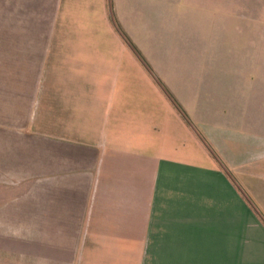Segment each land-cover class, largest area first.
I'll list each match as a JSON object with an SVG mask.
<instances>
[{"label":"crops","instance_id":"crops-1","mask_svg":"<svg viewBox=\"0 0 264 264\" xmlns=\"http://www.w3.org/2000/svg\"><path fill=\"white\" fill-rule=\"evenodd\" d=\"M210 1L0 0V264H264V18Z\"/></svg>","mask_w":264,"mask_h":264},{"label":"rangeland","instance_id":"rangeland-1","mask_svg":"<svg viewBox=\"0 0 264 264\" xmlns=\"http://www.w3.org/2000/svg\"><path fill=\"white\" fill-rule=\"evenodd\" d=\"M203 1H205V0H203ZM211 1H218V2L224 1V2H228V3H233L235 6H237V4H241V2H244V4L247 3L249 6V8L246 11L248 12V16L250 17L251 20H253V18H258V17L264 18V0H211ZM205 10L206 9L203 8V12H205ZM209 11H212L211 13H214V11H216V10L214 8H212ZM212 18H214V15H212ZM203 20H204V16H203ZM251 27H253V26L251 25ZM254 27H256V26H254ZM250 32L254 33L253 29L250 30ZM228 174L231 175V172L228 171ZM233 183H234L235 189L238 191V193L243 198V200L245 202H247V204L250 206V208L257 215L263 216V213L259 210V208L257 207V204L255 203L256 201H254L252 199V197L249 195L247 188L240 185L239 183H237L235 181V179H234Z\"/></svg>","mask_w":264,"mask_h":264},{"label":"trees","instance_id":"trees-1","mask_svg":"<svg viewBox=\"0 0 264 264\" xmlns=\"http://www.w3.org/2000/svg\"><path fill=\"white\" fill-rule=\"evenodd\" d=\"M126 35V34H125ZM127 40L130 42L131 46L141 55L140 50L137 48V46L129 39V37L126 35ZM142 56V55H141ZM143 58V56H142ZM143 60L145 61V64L147 65V67H151L149 62H147V60H145L143 58ZM165 90H167V92H169V95L171 96V98L173 99V101L175 102V104L177 105V107L182 111L185 112L183 107L181 106V104L177 101V99L174 97V95L171 93V91H169V89H167V87H165Z\"/></svg>","mask_w":264,"mask_h":264}]
</instances>
